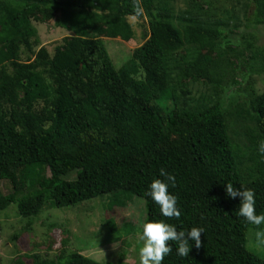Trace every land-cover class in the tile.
Listing matches in <instances>:
<instances>
[{"label":"trees","instance_id":"16d2710c","mask_svg":"<svg viewBox=\"0 0 264 264\" xmlns=\"http://www.w3.org/2000/svg\"><path fill=\"white\" fill-rule=\"evenodd\" d=\"M250 1L254 24H264V0ZM140 3L150 35L116 67L100 36L134 37L128 17H141L134 0H0V180L12 184L8 193L0 187V210L16 202L31 223L48 201L63 208L132 193L145 199L144 223L205 229L188 257L168 241L172 251L163 264H264V254L247 246L254 226L238 215L240 198L226 195L229 182L251 188L257 213H264V91L249 100L259 135L246 180L223 101L200 110L164 105L175 100L169 55L185 45L212 48L224 30L155 0ZM39 16L80 33L65 37L54 54L41 46L33 61H21L22 47L31 50L37 41L32 20ZM161 168L176 177L169 191L178 197V220L163 217L146 195L153 179H163ZM123 259L99 262L75 251L57 264Z\"/></svg>","mask_w":264,"mask_h":264},{"label":"rangeland","instance_id":"374dc122","mask_svg":"<svg viewBox=\"0 0 264 264\" xmlns=\"http://www.w3.org/2000/svg\"><path fill=\"white\" fill-rule=\"evenodd\" d=\"M155 3L176 13L189 12L212 28L220 26L224 30V36L216 39L212 48L185 45L169 55L168 87L175 100L164 105L200 110L223 101L229 134L238 147L240 168L248 180L259 135L249 100L264 91V24H254L250 0ZM128 20L134 29L131 40L100 36L116 67L126 63L150 35V19L145 14ZM217 21L224 24H213ZM32 25L37 41L31 50L22 47L21 61H33L41 46L54 54L65 37L80 33L41 16L33 18ZM75 176L72 172L68 178ZM0 187L5 193L12 191L7 180H0ZM145 216V199L132 193H109L63 208L53 207L48 201L37 216L31 217V223L29 217L20 215L14 202L0 210V264H57L75 251L99 262L116 261L123 255L124 264H139L142 243L137 239ZM260 227L264 229V225ZM255 230V226L249 229L247 246L263 255L264 246L258 245Z\"/></svg>","mask_w":264,"mask_h":264},{"label":"clouds","instance_id":"9594fccd","mask_svg":"<svg viewBox=\"0 0 264 264\" xmlns=\"http://www.w3.org/2000/svg\"><path fill=\"white\" fill-rule=\"evenodd\" d=\"M134 11L136 16H142L144 9L140 0H134ZM260 151L264 153V141L260 144ZM160 177L155 178L149 185L146 193L160 207V213L163 217L177 220L181 216L178 206V197L169 191L170 187H175L176 177L168 173L165 169H160ZM226 195L230 198H240L238 215L250 224L256 227L254 232L258 245L264 246V213H257L256 194L251 188L241 185L235 187L231 182L226 183ZM142 234H138L137 243H142L139 248V264H163L167 255L172 251V246L168 241H174L178 244L176 249L180 257H188L193 246H201V234H205L203 227H192L190 230H177L176 225L169 224L162 220L148 221L142 226Z\"/></svg>","mask_w":264,"mask_h":264}]
</instances>
